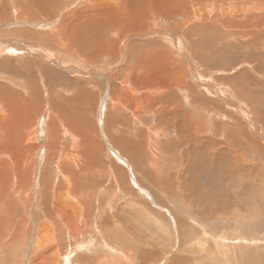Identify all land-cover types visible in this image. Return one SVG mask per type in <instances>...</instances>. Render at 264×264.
I'll list each match as a JSON object with an SVG mask.
<instances>
[{
  "label": "rangeland",
  "instance_id": "rangeland-1",
  "mask_svg": "<svg viewBox=\"0 0 264 264\" xmlns=\"http://www.w3.org/2000/svg\"><path fill=\"white\" fill-rule=\"evenodd\" d=\"M55 1L0 0V264H264V0Z\"/></svg>",
  "mask_w": 264,
  "mask_h": 264
},
{
  "label": "bare ground",
  "instance_id": "bare-ground-1",
  "mask_svg": "<svg viewBox=\"0 0 264 264\" xmlns=\"http://www.w3.org/2000/svg\"><path fill=\"white\" fill-rule=\"evenodd\" d=\"M51 1V0H50ZM57 1V0H56ZM56 1H55V3H56ZM114 1H117V0H114ZM113 1V2H114ZM124 1V0H123ZM152 1H154V0H152ZM157 1V0H156ZM164 1V0H163ZM168 1V0H167ZM170 1V0H169ZM168 1V2H169ZM185 1V0H184ZM189 1H192L193 2V0H189ZM198 1V0H197ZM202 1H204V0H202ZM212 1L213 0H208L207 2H211L212 3ZM119 2V1H118ZM172 2H174V0H172ZM180 2V1H179ZM183 2V1H182ZM206 2V1H205ZM47 3V2H46ZM51 3V2H50ZM157 3V2H156ZM155 3V4H156ZM170 4H171V1L169 2ZM184 3V2H183ZM185 3H186V1H185ZM195 3V2H194ZM194 3H190L191 5L192 4H194ZM198 3V2H197ZM197 3H195V4H197ZM200 3V2H199ZM58 4V3H57ZM132 4V3H131ZM145 7L147 8H149L150 9V7L149 6H151L152 4H150V2H149V0H145ZM159 3H157L156 5H158ZM161 4V3H160ZM166 4V3H165ZM182 4V3H181ZM204 4V3H203ZM122 5H126V2H123L121 5H119V6H117V7H119V8H121V9H123V11L124 12H128V9H129V7L128 8H126L125 7V9L122 7ZM164 5V4H163ZM187 5V4H186ZM202 5V4H201ZM53 5H51V7H52ZM112 6H114V5H112ZM134 6V5H133ZM143 6V5H142ZM153 6V5H152ZM152 6H151V8H152ZM159 6V5H158ZM158 6H156V7H158ZM165 6V5H164ZM167 6H168V4H167ZM184 6V5H183ZM209 6V8H207V9H209L208 11H206V8L205 9H203V10H205L204 12H205V14L207 13V12H209L210 13V11L212 10V6L211 5H208ZM48 7V6H47ZM51 7H49V8H51ZM56 7H57V5H56ZM116 7V10L115 11H119V10H117L118 8ZM138 7H139V5H138ZM162 7V6H161ZM161 7H159L160 9H162L163 10V7L161 8ZM174 7V6H173ZM186 7V6H185ZM189 8H193V7H191V6H188ZM195 7H197V5L195 6ZM203 7V6H202ZM206 7V6H205ZM155 8V7H154ZM158 8V9H159ZM165 8H167V7H165ZM184 8V7H183ZM53 9H54V7H53ZM90 9V8H89ZM105 9H106V7H105ZM109 9H110V7H109ZM111 9H113V8H111ZM110 9V10H111ZM200 9H202L201 7H200ZM199 8L198 9H196V11H192V10H188V8H187V10H188V13L186 14V16H183L182 18L184 19V20H188V18L190 19L191 17L189 16V15H191V16H196V15H198L199 13H200V10ZM42 10H44V9H42ZM55 10V9H54ZM57 10V9H56ZM155 10V9H154ZM165 10V9H164ZM168 10H170V6L168 7ZM195 10V9H194ZM200 10V11H199ZM202 10V11H203ZM36 11V10H35ZM113 11V10H112ZM132 11V10H131ZM137 11H139L138 9H137ZM137 11H135V12H137ZM150 11V10H149ZM148 11V12H149ZM172 11V10H171ZM156 12H159V11H156ZM160 12H162V11H160ZM173 12V11H172ZM177 12V11H176ZM186 11H184V13H185ZM114 13V12H113ZM142 13V12H141ZM163 13V12H162ZM179 13V9H178V12L176 13V14H178ZM98 14V13H97ZM168 14V13H167ZM175 14V15H176ZM182 14V13H181ZM172 15V14H171ZM180 15V14H179ZM202 15V14H201ZM204 15V14H203ZM178 16V15H177ZM155 17V16H154ZM172 17H173V15H172ZM171 17V18H172ZM200 17V16H199ZM165 18H167V17H165ZM169 18V17H168ZM167 18V19H168ZM170 18V19H171ZM174 18V17H173ZM177 18V17H176ZM181 18V19H182ZM89 19H91V18H89ZM93 19V18H92ZM131 19H133V18H131ZM140 19V18H139ZM175 19V18H174ZM201 19V18H200ZM87 20V19H86ZM180 20V19H179ZM186 20V21H187ZM193 19L191 18V21H192ZM100 21H101V19H100ZM175 21V20H174ZM183 21V20H182ZM190 21V20H189ZM84 22V21H83ZM93 22V21H92ZM84 23H86V22H84ZM91 23V22H90ZM105 23H106V21H105ZM175 23V22H174ZM173 22H172V24H174ZM179 24H181V22H178ZM80 24V23H79ZM92 24V23H91ZM102 24H103V22H102ZM178 24V25H179ZM221 24H225L224 22H222ZM89 25V24H88ZM182 25V24H181ZM184 25H186V24H184ZM83 26V28H84V30L86 29V31H87V28H88V26L87 27H84V25H80V27H82ZM111 26V25H110ZM117 26V25H116ZM192 26V25H191ZM190 25H189V27H191ZM197 26V25H196ZM199 26V25H198ZM108 27V26H107ZM170 27H171V25H170ZM180 27H182V26H180ZM184 27V26H183ZM188 27V26H187ZM188 27V28H189ZM207 27V26H206ZM82 28V29H83ZM189 29H191V28H189ZM196 29V28H195ZM107 30V29H106ZM191 30H193V29H191ZM190 30V33L192 32ZM121 31V30H120ZM194 31V30H193ZM111 32V31H110ZM185 33V32H184ZM78 34V33H77ZM103 36V35H102ZM78 42H79V40H78ZM111 42V41H110ZM85 43V42H84ZM155 50V49H154ZM151 51V50H150ZM155 52V51H154ZM157 53V52H156ZM132 54V53H131ZM150 55V54H149ZM131 56H133V55H131ZM148 56V55H147ZM171 56V55H170ZM134 57V56H133ZM152 57V56H151ZM154 58V57H153ZM157 58V57H156ZM152 60V59H151ZM172 60V59H171ZM153 62V61H152ZM174 62H175V60H174ZM171 64V63H170ZM176 64V63H175ZM3 68H6V70H7V72H11V73H15V70H13L14 72H12V71H10V69L12 68H10L9 66H3V65H1ZM10 68V69H9ZM184 72V71H183ZM16 73H22V70H19V71H16ZM8 74H10V73H8ZM243 74V73H242ZM241 74V75H242ZM143 75V74H142ZM245 75V74H244ZM11 76V77H10ZM12 76H14V75H6L4 78H5V80H7L8 78H12ZM15 77H17V76H15ZM143 77V76H142ZM142 77L141 76H138L137 77V79H136V83H138V84H141L142 83ZM146 77V76H145ZM15 79V78H14ZM17 79H18V77H17ZM130 79V78H129ZM147 79V81H148V78H146ZM151 79V78H150ZM10 80V79H9ZM9 80H7V82L9 81ZM13 80V79H12ZM124 80V79H123ZM153 80V79H152ZM20 81H22V80H20ZM24 81H26V80H24ZM24 81L21 83V82H19L18 83V86H20V88H22V91L21 92H23L24 94H27V91H26V87H27V84L25 83V84H23L24 83ZM135 81V80H134ZM145 82H146V80H145ZM150 82H151V80H150ZM149 82V83H150ZM153 82V81H152ZM125 83V82H124ZM126 83H127V80H126ZM152 84H154V82L152 83ZM151 84V85H152ZM156 85V84H155ZM159 85V84H158ZM168 85V84H167ZM132 86V85H131ZM142 86V85H141ZM140 86V87H141ZM146 86V85H145ZM144 86V87H145ZM150 86V85H149ZM153 86V85H152ZM25 87V88H24ZM28 87H30V86H28ZM143 87V88H144ZM31 88V87H30ZM146 88V87H145ZM150 88H151V86H150ZM156 88V87H155ZM158 88V87H157ZM165 88V87H164ZM164 88H163V90H164ZM132 89V88H131ZM157 90V89H156ZM165 90H167V89H165ZM171 90V89H170ZM169 90V91H170ZM35 91V90H34ZM154 91H155V89H154ZM10 92V91H9ZM12 92V91H11ZM11 92H10V94H8L9 96H11ZM156 92V91H155ZM157 92H158V90H157ZM13 93V92H12ZM16 93V92H15ZM164 93H166V92H164ZM169 93V92H168ZM167 93V94H168ZM151 94V93H150ZM158 94V93H157ZM160 94V97H161V93H159ZM7 95V96H8ZM133 95V94H132ZM152 95V94H151ZM150 95V96H151ZM166 95V94H165ZM186 95V97H187V94H185ZM3 96V95H2ZM51 96V95H50ZM149 96V97H150ZM167 96V95H166ZM21 97V96H20ZM53 97V96H52ZM3 98V97H2ZM11 98H12V96H11ZM0 99H1V97H0ZM162 100V99H161ZM2 101V100H1ZM21 101V100H20ZM23 102H24V99L22 100ZM50 101V100H49ZM52 101V100H51ZM50 101V102H51ZM155 101H157V100H155ZM11 102H16V101H14V100H11ZM26 102L27 101H25V104H26ZM1 103V102H0ZM3 103V102H2ZM18 103V102H17ZM21 103V102H20ZM30 103V102H29ZM28 102H27V104H29ZM160 103L161 102H159L158 104H159V106H160ZM178 103V102H177ZM7 104V103H6ZM163 104V103H162ZM8 105H9V103H8ZM11 105V104H10ZM13 105H15V104H13ZM17 105H19V104H17ZM31 105V104H30ZM3 106V105H2ZM16 106V105H15ZM14 106V107H15ZM35 106V105H34ZM53 106V105H52ZM174 106V105H173ZM11 107V106H10ZM13 107V106H12ZM17 107V106H16ZM32 107V106H31ZM42 107V106H41ZM149 107V106H148ZM18 108V107H17ZM17 108H16V110H15V112H14V115H13V113L11 114V116L13 115V117H11V118H9L8 116H6V118H3L4 120L3 121H1L0 120V152H2V154H4V156H5V159L3 158V160L2 161H0V163H2V164H5L7 167H5V168H7L8 169V173H7V175H5L4 177L5 178H9V179H13L14 181H12V183L13 182H16L14 185H12V186H15L16 188H18L19 186H21V184L22 183H24L25 182V180H24V175L22 174V171L25 169V166H26V163H28V162H26V160H29V158H28V151H27V149H30L31 147H32V144H31V147H30V145L28 146V147H30V148H28L27 147V145H26V151L25 150H23V148H24V146L21 144V143H23L24 142V140L27 142L28 140H30V141H32V140H34V139H32L31 138V136L28 134L27 136H25V126H26V122L28 121V120H30L29 118H25L26 116V111L28 110V109H31L28 105H25V107H24V110H23V115H22V117H20V116H18V114L16 113V111H17ZM34 108V107H33ZM162 108V107H161ZM3 109H7L6 108V105H5V103H4V107H3ZM149 109V108H148ZM178 109V108H177ZM18 110H19V108H18ZM31 110H36L35 108L34 109H31ZM60 110V109H59ZM179 110H180V108H179ZM190 110V109H189ZM3 111V110H2ZM19 111H21V110H19ZM57 111V110H56ZM61 111H63V110H61ZM175 111H177V110H175ZM158 112V111H157ZM8 113H10V112H8ZM31 113V112H30ZM55 113V112H54ZM59 113H61V112H59ZM163 113V112H162ZM172 113V112H171ZM194 114V113H193ZM57 115V114H56ZM60 115V114H59ZM160 115V114H159ZM176 115H180L181 116V125H183V126H185L187 123H188V121L190 120L189 118H188V116L184 113V115L182 114V113H180V112H176L173 116L174 117H176ZM4 116H5V114H4ZM163 115H161V117H160V121H164L163 120V118L164 117H162ZM1 117V116H0ZM59 117V116H58ZM1 119V118H0ZM169 119V118H168ZM178 119H179V117H178ZM168 121H170L171 123H172V119H169ZM30 121H28V123H29ZM178 124V123H177ZM34 124H32V126H33ZM191 125V124H190ZM54 127V126H53ZM179 127V126H178ZM188 127V126H187ZM187 127H186V129H187ZM190 127V126H189ZM30 128V127H29ZM180 128V127H179ZM185 128V127H184ZM191 128H192V126H191ZM26 129H28L27 128V126H26ZM32 129V128H31ZM182 129V128H181ZM183 130V129H182ZM190 130V129H189ZM187 131V130H186ZM185 131V132H186ZM193 131H195V130H193ZM26 132H29V131H26ZM32 132V131H31ZM34 133V132H33ZM76 135H77V133H76ZM79 135V134H78ZM36 137V136H35ZM16 138H21V140L23 139V142L21 141V143H20V141L19 142H17L16 141ZM81 138V137H80ZM48 140V139H47ZM51 142V141H50ZM19 144V145H18ZM37 145V144H36ZM23 147V148H22ZM33 147H34V144H33ZM9 154H8V153ZM1 154V153H0ZM78 155V154H77ZM1 160V159H0ZM7 160H15L13 163L12 162H10V161H7ZM64 161V160H63ZM212 161V160H211ZM65 162V161H64ZM210 162V161H209ZM30 163V162H29ZM28 163V164H29ZM212 163H214L213 161H212ZM28 164H27V166H28ZM65 164V163H64ZM63 164V165H64ZM208 165V164H207ZM14 167V168H13ZM205 167V166H204ZM2 168V167H1ZM194 168H196V167H194ZM200 168V167H199ZM196 170V169H195ZM25 172V171H24ZM23 172V173H24ZM27 172V171H26ZM16 180V181H15ZM30 180V179H29ZM31 182V181H30ZM66 183H67V181H65ZM64 184V183H63ZM1 186V185H0ZM15 187H13L12 189H14L15 190ZM64 187H65V185H64ZM10 188V187H9ZM77 191V190H76ZM20 192V191H19ZM14 193V192H13ZM23 193V192H22ZM31 193V192H30ZM64 193V192H63ZM59 194H60V192H59ZM11 195V194H10ZM33 195V194H32ZM56 195H58V194H56ZM61 195V194H60ZM22 196H24V195H22ZM43 196V195H42ZM27 198H28V200H29V198H30V195H27L26 196ZM33 197V196H32ZM59 197V196H58ZM43 198V197H42ZM48 198V197H47ZM60 199L61 198H63L62 196H60L59 197ZM72 198V197H71ZM17 199V198H16ZM55 199V198H54ZM32 200V199H31ZM46 200H48V199H46ZM42 202H44L43 201V199H42ZM62 202H63V199H62ZM59 204H61L60 202H59ZM56 205H57V203H56ZM18 208V207H17ZM45 208V207H44ZM43 208V209H44ZM58 208V207H57ZM56 208V209H57ZM46 211V210H45ZM218 211V210H217ZM57 212V211H56ZM55 212V213H56ZM59 213V212H58ZM13 214V213H12ZM55 215H57V214H55ZM61 215V214H60ZM49 216V215H48ZM47 216V217H48ZM59 216V215H58ZM42 217V216H41ZM56 217V216H55ZM44 218V217H43ZM58 219V218H57ZM39 220H40V218H39ZM42 220V219H41ZM60 220V219H59ZM50 221V220H49ZM41 222V221H40ZM44 222H45V220H44ZM42 223H43V221H42ZM48 224V223H47ZM22 225V224H21ZM28 227V226H27ZM41 227V226H40ZM43 227V226H42ZM45 227V226H44ZM43 230V229H42ZM59 231V230H58ZM51 236V235H50ZM47 243V242H46ZM66 264V263H65Z\"/></svg>",
  "mask_w": 264,
  "mask_h": 264
}]
</instances>
